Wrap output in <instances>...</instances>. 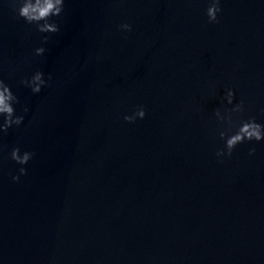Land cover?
I'll return each mask as SVG.
<instances>
[{"label": "water", "instance_id": "95a60500", "mask_svg": "<svg viewBox=\"0 0 264 264\" xmlns=\"http://www.w3.org/2000/svg\"><path fill=\"white\" fill-rule=\"evenodd\" d=\"M222 6L66 0L45 34L0 3V77L30 107L0 135V264H264V142L220 163L212 134L225 87L264 122V0ZM17 144L35 155L13 181Z\"/></svg>", "mask_w": 264, "mask_h": 264}, {"label": "clouds", "instance_id": "9594fccd", "mask_svg": "<svg viewBox=\"0 0 264 264\" xmlns=\"http://www.w3.org/2000/svg\"><path fill=\"white\" fill-rule=\"evenodd\" d=\"M3 3V0H0ZM10 7L17 18H23L29 25H34L39 33L53 34L61 31V25L57 17H61L65 11L66 0H8ZM207 7L205 14L209 23H218L220 14L223 11V0H206ZM122 32H131L133 25L123 22L119 26ZM50 35H43L39 46L35 47L34 53L43 56L47 51L46 44ZM52 76L37 68L30 76H25L20 81L29 88L33 94L40 93L49 84ZM20 97L14 91L12 84L0 77V135H6L9 129L19 127L24 123L25 114L30 107L25 104L21 112L17 111ZM246 102L243 98L237 101L236 90L232 87H225L224 93L220 96V105L214 109L215 127L213 136L218 137L220 147L215 150V157L218 162L223 163L231 158L238 145L245 142H264V122L257 119L255 115H246ZM264 112V107H261ZM147 116V109L143 104L135 106L130 114L126 113L123 119L128 122H135ZM255 144L249 148L251 156L256 152ZM34 150L22 149L17 144L11 149L10 157L18 165V171L12 176L13 181H20L21 176L27 175L26 165L33 159Z\"/></svg>", "mask_w": 264, "mask_h": 264}]
</instances>
